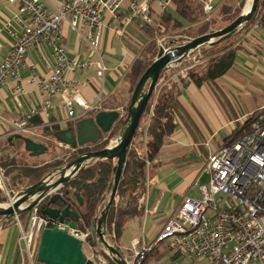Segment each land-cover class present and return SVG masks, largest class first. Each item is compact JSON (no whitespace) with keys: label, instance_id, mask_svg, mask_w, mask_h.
I'll use <instances>...</instances> for the list:
<instances>
[{"label":"built area","instance_id":"1","mask_svg":"<svg viewBox=\"0 0 264 264\" xmlns=\"http://www.w3.org/2000/svg\"><path fill=\"white\" fill-rule=\"evenodd\" d=\"M2 1L17 6L12 19L19 30L15 33L11 48L0 61V88L7 81H12L15 83L16 97L22 95L24 89L19 81L28 63V52L45 45L53 56V65L48 67L47 76L36 82L39 104L10 122L11 134L17 135H25L29 131L30 121L34 117L48 115L57 95L62 99V111L67 123L98 111L96 104H87L82 98L81 88L84 84L71 77L90 70L95 71L98 79L105 76L107 68L96 45L105 30L107 19L115 22V34L121 37L134 23L150 24L155 19V13L168 11L173 2L61 0L56 12L50 13L42 0ZM214 1L198 0L207 17L216 11ZM63 22H67L70 29L88 45L90 50L83 59L67 57L61 30ZM160 48L169 50L161 45ZM75 107L83 112L77 114ZM113 144L110 142L109 146ZM58 147L70 148L62 143H58ZM206 170L209 179L206 185H198L199 197L185 198L152 244L137 249V243H133L130 264H141L147 253L159 245H164L171 254L193 262L264 264V109L247 134L209 156ZM5 181L4 171L0 168V192L7 195ZM18 193L8 200L12 199L13 202ZM23 207L25 205L20 209ZM15 219L20 231L19 252L28 257L32 256L35 241L43 230L66 228L55 220L40 216L37 208L27 214L26 226L19 222L18 215H15ZM0 224L5 225V222L1 221ZM66 230L82 242L88 236V233Z\"/></svg>","mask_w":264,"mask_h":264},{"label":"crops","instance_id":"2","mask_svg":"<svg viewBox=\"0 0 264 264\" xmlns=\"http://www.w3.org/2000/svg\"><path fill=\"white\" fill-rule=\"evenodd\" d=\"M42 1L47 10L54 13L59 8L61 0ZM16 12V5L0 0V61L11 48L15 33L19 30L12 19ZM116 29L115 22L107 19L105 30L96 45L107 68L103 79L96 78L93 70L71 77L84 84L81 88L84 101L87 104H96V107L99 108L98 111L91 112L83 118L90 117L99 111L116 110L120 112L119 109L125 104L117 106L116 103L111 104L105 101V98L110 94L116 93L119 85H124L125 93L129 89L128 96L124 94L123 97L125 103L130 97L131 81L129 78L127 79V75H133L128 68L134 67L132 64L134 55L125 45V42H129L124 37L127 30L123 36L119 37L115 34ZM61 30L65 38L67 57L83 59L90 50L86 42L70 29L67 22L62 23ZM83 33L86 34V32ZM114 44L119 47L113 49ZM251 44L256 45L255 43ZM27 59L28 63L22 70L19 81L24 93L16 97L15 83L12 81H7L0 88V146L6 143L9 147H13L16 141H21L20 139L12 140L11 137L15 134H11L10 122L27 114L33 106L39 104L40 98L36 82L46 77L48 67L53 65L52 52L45 45L28 52ZM189 60H195V56L190 55L183 62L171 68L182 65L186 67L187 65L184 63ZM179 73H183L182 70ZM253 94H262V100L257 104L255 110L252 108L253 105L249 106L245 100V96ZM96 99L99 101L97 102ZM74 109L77 114L83 112L79 107ZM263 109V40L257 41V48H253L251 45L240 49L230 72L215 83L201 87L191 84L184 90L178 99V108L173 122L174 132L163 145L154 163L146 167L148 169L156 165L159 166L157 172L153 174H151V170H146V191L142 200L143 215L140 218L129 220L125 225L122 236L127 234L130 248L128 249L122 244V237L119 241V250L126 260L130 261L133 257V243H137V249L153 243L157 234L174 217L175 210L185 198L196 199L199 197L198 185L207 184L206 182L202 184L200 181L205 175L209 178L206 170L209 156L221 149L228 138L253 112H260ZM75 122H66V115L62 111V99L60 95H57L48 115L41 114L34 117L30 121L29 131L25 135L17 136L27 138L32 135L51 143L52 139L48 136L49 133L43 132L44 127L55 125L59 130H64ZM55 144L58 147L56 141ZM43 162L46 161L43 160ZM23 215H25V222L23 223L21 219L18 220L23 226H26L27 215ZM19 236L20 231L15 218L12 221H7L5 225L0 224V264H41L36 262L33 256L28 257L20 254ZM83 252L95 264H101V260H95L92 252L89 248L86 249L85 245Z\"/></svg>","mask_w":264,"mask_h":264},{"label":"trees","instance_id":"3","mask_svg":"<svg viewBox=\"0 0 264 264\" xmlns=\"http://www.w3.org/2000/svg\"><path fill=\"white\" fill-rule=\"evenodd\" d=\"M220 3L219 1V7L218 4L216 5L218 12L223 8ZM242 4L243 0L239 3V7L236 8L233 15H227L226 19H230V24L239 16ZM171 7L168 11L156 14V20H153L150 24L140 26L139 23H134L131 26V28L133 26L135 28L138 27L143 43L141 46L136 47L127 42L132 47L133 52L136 51V53L134 52L135 56L139 55L141 62L136 76L127 75V79L129 78L131 81L130 97L142 74L156 59L160 49L157 46V38L169 37V41L164 43V48L171 49L189 42L187 39H194L205 34L201 29L197 30L195 28L201 25L205 19V14L200 3L195 0H173ZM256 12L257 10L251 20L245 23V25L249 26L255 22ZM153 24L155 27H151ZM259 26L261 28L264 27V19L260 20ZM231 41L232 38H229L212 46H202L190 53L191 56H195L196 61L199 63L192 65L193 67H187L182 75L174 71L167 73L168 69L162 72L140 121L138 131L127 152L125 165L116 190V202L111 206L105 220V238L121 255L119 241L126 223L143 215L144 207L142 200L146 191L145 169L148 165L154 163L163 145L174 132L175 125L173 122L176 109L178 108L179 97L191 84L195 87L213 84L230 72L239 51L238 48L233 47ZM169 82H171V85H169ZM148 86L149 81L145 85V91L148 89ZM130 97L122 107L124 113L127 111ZM258 114V112H254L251 117L247 118L238 130L228 138L224 146L233 143L239 137L247 134L251 124L257 119ZM124 118L125 114L92 150H102L107 146L109 139L118 137ZM56 131H59V128L55 125L44 127L43 129L44 133ZM80 153V151L76 152L72 158L77 157ZM69 162L71 161L52 159L51 161L37 163L35 161H23L13 154L0 158V167L4 170L5 177L8 179L9 188L17 190L20 187L27 188L37 184L45 176L55 173L60 167ZM114 165V160H93L90 162V165L81 169L68 185L58 191V193L63 195L67 204L71 206V209L78 211L80 215L78 231L83 234L88 233L85 245L90 249L95 260H102L103 264L116 263L105 254L104 248L98 244L91 224L92 220L99 216L105 206V200L109 195V184L113 181L112 169ZM66 192L68 195L65 194ZM73 193H77L81 198V207H78L75 198L72 196ZM103 197L104 201H102ZM57 206L63 207L62 204H58ZM45 207L46 202L38 207V214L40 216H44L43 210ZM35 245L36 247L34 246L33 251L34 258L37 243ZM157 254L158 248L153 247L141 264H147L148 256ZM177 258H179L177 255L170 254L171 260Z\"/></svg>","mask_w":264,"mask_h":264},{"label":"water","instance_id":"4","mask_svg":"<svg viewBox=\"0 0 264 264\" xmlns=\"http://www.w3.org/2000/svg\"><path fill=\"white\" fill-rule=\"evenodd\" d=\"M259 0H251L249 9L244 11L227 27L216 32L205 34L190 40L189 42L173 47L167 51L159 49L154 62L145 70L138 80L127 107L123 125L118 133L114 145L107 146L102 150L84 153L77 156L73 161L59 168L55 173L45 176L40 182L20 191L14 201L0 203V218L10 220L15 215L29 212L46 202L43 214L69 230L78 232L80 215L71 210L63 195L58 191L68 185L77 173L90 165L93 160L115 161L112 169L113 181L109 184V197L103 210L98 217L92 220V230L97 242L107 252L110 259L116 264H130L105 238V220L108 211L116 202V190L126 161L127 152L138 131L140 121L146 110L148 102L159 82L162 72L183 62L190 53L202 46H212L216 43L232 37L237 29L248 23L255 13ZM149 81L148 89L145 85ZM122 118L119 111H99L90 117L83 118L64 130L50 133L56 142L68 145L71 149L82 148L87 145L95 146L103 136L108 134L113 126ZM12 140L20 139L24 150L29 157L36 158L47 152L44 144L36 143L22 136H13ZM68 195V193H65ZM78 207L82 206V200L77 193H73ZM104 197L102 201H104ZM30 201V203H29ZM26 207L20 209L23 205ZM62 204V209H55ZM8 207H4L7 206ZM35 260L41 264H95L88 259L83 252V242L71 236L66 229H45L39 236Z\"/></svg>","mask_w":264,"mask_h":264},{"label":"rangeland","instance_id":"5","mask_svg":"<svg viewBox=\"0 0 264 264\" xmlns=\"http://www.w3.org/2000/svg\"><path fill=\"white\" fill-rule=\"evenodd\" d=\"M195 1L198 2V0H195ZM219 1L221 2L220 5H222V7H223L222 10L220 12H218L217 11L218 9H217L215 11V13L210 15L209 17H207L205 15L204 22L201 25H198L195 27V28H197V30L201 29V31L205 32V34H210V33L216 32L218 30H221L230 24V22H229L230 19L227 20L226 17H227V15H233L234 14V12L236 11V8L239 7V3L241 2V0H215L214 1L215 6L218 4V7H219ZM249 2H251V1L250 0H243V4L241 6L239 16L244 12V10L248 6ZM198 3H200V2H198ZM256 10H257V12L255 14L256 15L255 22L249 26L242 24V26H240L237 29V31L238 30L239 31L238 32L236 31L237 33H235L232 37H230V38H232L231 44H233V47L238 48L240 50L246 46L253 45V48H257V41L258 40H263V42H264V27L261 28L259 26L260 20L264 19V0H259ZM156 14L158 15V13H155V16H157ZM154 20H156V17ZM140 26H143V25H140ZM151 27H155V25L153 24ZM124 37H126V40H128L129 43H131L133 46H136V47L141 46V44L143 43V39H142V37H140L138 27L134 28V29L133 28L128 29L126 31V34L124 35ZM177 38H179V37H177ZM157 39H158L157 40L158 48H160V45L162 47H164V43H167L169 41V37H167V36L157 38ZM187 40L190 41V40H192V38L187 39ZM129 43L125 42V45L128 47V49L132 53V55H134V59H133V63H132L134 65V67L133 68L129 67L128 69H129L130 73H132L133 75H136L138 73L141 62L139 60V55L135 56L134 52L136 53V51L133 52L132 47L130 46ZM251 43H255L256 45L251 44ZM118 47H119V45H117V44H114L112 46L113 49L118 48ZM198 63L199 62H197L196 58H195V60H189L187 63H184V65H187L186 67H184L182 65V66H178L177 68H169L167 70V73L170 71H174L175 73L176 72L179 73L181 70H182V72H185L187 67H190V66L193 67L192 65H194V64L196 65ZM183 69H185V70H183ZM182 74L183 73H179V75H182ZM169 85H171V82H169ZM128 92H129V89H128L127 93ZM127 93H125L124 85H119L117 90H116V93L110 94L108 97L105 98V101H106V103H111V104L116 103L115 105L120 106L121 104H125L123 97H124V94L126 96H128ZM130 99H131V97H130ZM245 100L248 102L249 106L253 105L252 108H254L253 110H255L257 108V104L260 103V101L262 100V94H259V95L253 94L252 96H245ZM119 110L121 112V115H124V114L126 115V112L124 113L122 108ZM255 112H258V111H255ZM260 112H258V113H260ZM253 113H252V115H253ZM27 139H30L31 141L36 142V143L44 144L48 149L47 152L41 156L36 157V158H30L26 155L23 143L21 141L20 142L16 141L15 145L13 147H9L6 143H3L2 146H0V158L4 157L7 154L8 155L14 154V155H16L17 158L22 159L23 161H39L38 163H42L43 160L51 161L52 159L53 160L57 159L59 161L60 160L72 161L73 159H75V157L72 158L73 154H75V152L71 148L57 147L54 140L53 141L51 140V143H50L41 137H35L32 135L27 137ZM116 139H117V136L109 139L108 144L110 142L115 143ZM65 165H63V166H65ZM62 167H60V168H62ZM158 168H159V166L156 165V166H153L151 168L145 169V174H146V170H148V171L151 170V174H153V173L157 172ZM208 179L209 178H207V176L205 175L202 178V180L200 181V183H202V184H204L205 182L207 183ZM5 183H6L7 195H5V193L0 192V203L8 202V199L12 198V196L15 193H17L20 190L25 189V188L20 187L17 190H12L8 186L9 183H8L7 178H6ZM108 197H109V195H108ZM107 199L108 198H106V200H105V204H106ZM177 210L178 209H176L175 212ZM18 219H21L22 222L24 223L25 222V215L19 216ZM122 244L125 245L128 249L130 248V241L128 240L127 234H125V236L124 235L122 236ZM35 247H36V245H35ZM85 248L87 249L86 245H85ZM157 248H158V254L154 255V256H148L147 264H206L205 262L198 263V262L190 261L188 259L186 260V259H178L177 258L175 260H171L170 259L171 253L168 252L164 248V245H159Z\"/></svg>","mask_w":264,"mask_h":264},{"label":"bare ground","instance_id":"6","mask_svg":"<svg viewBox=\"0 0 264 264\" xmlns=\"http://www.w3.org/2000/svg\"><path fill=\"white\" fill-rule=\"evenodd\" d=\"M250 1H251V0H250ZM249 6H250V2H249L248 6L246 7V9H245L244 11H247V10L249 9ZM96 113H97V112H96ZM92 115H93V114H92ZM92 115H91V116H92ZM122 116H123V115H122ZM82 119H83V118H82ZM79 120H81V119H79ZM79 120H77V121H79ZM77 121H76V122H77ZM76 122H75V123H76ZM70 123H73V122H70ZM72 125H73V124H72ZM15 135H17V134H15ZM48 136L50 137V133H49ZM50 138H52V137H50ZM116 140H117V139H116ZM54 141H55V140H54ZM115 142H116V141H115ZM57 143H59V142H57ZM109 144H110V143H109ZM109 144H107V146H109ZM114 144H115V143H114ZM114 144H113V145H114ZM107 146H106V147H107ZM26 153H27V152H26ZM27 154H28V153H27ZM20 191H22V190H20ZM20 191H18V192H20ZM18 192H17V193H18ZM13 196H14V195H13ZM13 196H12V198H13ZM11 202H12V199H11L10 201L8 200V204H9V205L11 204ZM29 203H30V201H29ZM27 205H28V204H25V207H26ZM23 206H24V205H23ZM4 207H8V205H7V206H4ZM23 208H24V207H23ZM36 208H37V210H38V207H36ZM31 211H32V210H31ZM29 212H30V211H29ZM29 212L22 213V214L18 215V217L21 216V215H23V214H26V215H27ZM43 215H44V214H43ZM42 217H46V216L44 215V216H42ZM13 218H15V216H14ZM13 218H11V219H13ZM46 218H48V217H46ZM2 219H3V218H2ZM2 219H1V221L5 222V224H6L7 221H10V220H11V219H10V220H4V219L2 220ZM49 219H50V218H49ZM52 220H53V219H52ZM1 221H0V222H1ZM55 221H57V220H55ZM57 222H58V221H57ZM60 225H61V224H60ZM62 226H63V225H62ZM64 227H65V226H64ZM54 229H55V228H54ZM65 229H67V227H66ZM40 234H41V233H40ZM39 236H40V235H39ZM38 240H39V237H38L37 240L35 241V243H37V246H38ZM84 244H85V242H83V246H84ZM34 246H35V244H34ZM33 251H34V247H33ZM104 251L107 252L105 249H104ZM107 253H108V252H107ZM105 254H106V253H105ZM35 255H36V253H35ZM32 256L34 257V252H33ZM108 257H109V256H108ZM109 258H110V257H109ZM131 260H132V259H131ZM131 260L128 261V262L130 263Z\"/></svg>","mask_w":264,"mask_h":264},{"label":"flooded vegetation","instance_id":"7","mask_svg":"<svg viewBox=\"0 0 264 264\" xmlns=\"http://www.w3.org/2000/svg\"><path fill=\"white\" fill-rule=\"evenodd\" d=\"M68 126H69V125H68ZM51 139L54 140L53 138H51ZM97 144H98V143H97ZM97 144H96V145H97ZM96 145H95V146H96ZM93 147H94V146L87 145V146H85V147H82V148H79V147H78V148H76V149H72V150H73L75 153L78 152V151H80L81 153H80L79 155H81V154H84V153H89V152H93V151H95V150H92ZM79 155H77V156H79ZM75 158H76V157H75ZM73 160H74V159H73ZM73 160H72V161H73ZM54 208L57 209V210H58V209H62V208H60V207H58V206H55ZM71 210H73V209H71ZM73 211L78 212V211L75 210V209H74Z\"/></svg>","mask_w":264,"mask_h":264}]
</instances>
